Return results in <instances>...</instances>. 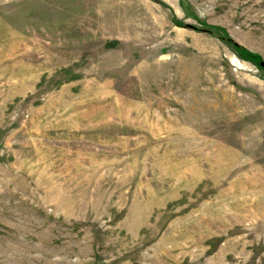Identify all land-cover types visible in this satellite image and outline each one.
<instances>
[{"label": "rangeland", "instance_id": "1", "mask_svg": "<svg viewBox=\"0 0 264 264\" xmlns=\"http://www.w3.org/2000/svg\"><path fill=\"white\" fill-rule=\"evenodd\" d=\"M0 264H264V0H0Z\"/></svg>", "mask_w": 264, "mask_h": 264}]
</instances>
